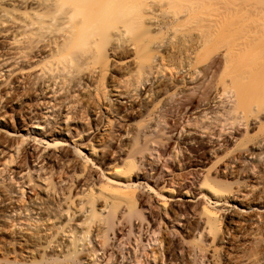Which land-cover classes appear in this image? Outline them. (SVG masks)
<instances>
[{"label":"bare ground","instance_id":"1","mask_svg":"<svg viewBox=\"0 0 264 264\" xmlns=\"http://www.w3.org/2000/svg\"><path fill=\"white\" fill-rule=\"evenodd\" d=\"M4 25L0 119L15 101L30 126L0 150V264H264V0H0Z\"/></svg>","mask_w":264,"mask_h":264},{"label":"rangeland","instance_id":"2","mask_svg":"<svg viewBox=\"0 0 264 264\" xmlns=\"http://www.w3.org/2000/svg\"><path fill=\"white\" fill-rule=\"evenodd\" d=\"M2 4V3H1ZM4 29H9V27L7 26H0V50L3 48V46H13V45H8V42H10V35H11V33L10 32H3V30ZM10 30H13V29H10ZM166 36V35H165ZM167 37V36H166ZM164 38V37H163ZM168 38V37H167ZM166 38V39H167ZM165 40V39H164ZM6 52H8V51H6ZM10 64V61L6 64V65H4L3 66V72L0 74L1 76H3L2 77V79H0V80H4V75L9 71V68H7V66ZM2 91H3V89H2V84L0 83V94H2ZM36 95H38V99L39 100H42L43 102H47L48 100H49V97H46V99H44L45 98V92L43 93V95H39L40 93H39V91H37L36 93H35ZM58 97V95L55 97V98H57ZM147 97V95L146 96H143L142 97V99H140L139 100V98H137L136 100H135V103L134 104H137V105H139V104H141L142 103V101H144V99ZM179 99V98H178ZM149 100H147V102H148ZM27 104H29V101H28V103ZM31 105H32V109L31 110H28L26 113V115L27 116H32V115H34L35 113H36V110H33V106H34V101L32 102V103H30ZM1 105H2V102L0 103V108H1ZM30 105V106H31ZM40 106H42V102H40V104H39ZM230 106V104H228V107ZM7 107L9 108L8 109V111H9V116H12L13 118L12 119H10V120H8V122H7V120H5V121H3L2 119H0V150H2V143L4 142V143H8V142H13V141H17L18 139L19 140H21V136H22V134H25V130L30 126V124H28L27 125V121H23L24 119L22 118V115H18V111H19V106L18 105H16V102L14 101L13 103H10L9 105H7ZM129 107V104L127 103L126 104V107L125 108H123V110L122 111H124V110H126V108H128ZM22 108H24V104L23 105H21V107H20V109H22ZM167 109V108H166ZM26 110V107L24 108V110L23 111H25ZM61 112V111H60ZM0 113H1V115H2V109L0 110ZM41 113H43V114H46V115H51L52 114V111L51 110H49L48 112H45L44 110L43 111H39L38 112V114L40 115ZM106 115H107V113H106ZM114 116V115H113ZM112 116V117H113ZM189 116H191V118H194L195 117V111H191V112H189L187 115H182L181 116V119L178 121V126H179V128H178V130H177V132H174L172 135H171V137H172V139L173 140H176L177 138H178V140L182 137V135L184 136L186 133H188V132H190V134H196V135H198L199 133L198 132H200L197 128H195L194 126H193V124H192V122L190 121H188L187 122V120H188V117ZM115 120V119H114ZM117 120V119H116ZM250 120H252V125L248 128V131L250 132V134L252 135L253 133H255L256 132V127H257V125H258V122H262V123H264V111H262L260 114H258L257 115V119L255 118V117H251L250 118ZM49 121L51 122V124L50 125H48L47 126V130H45V128H43V127H37V126H33V127H31V130H29L28 131V135H25V137H24V143H23V145L19 148L20 150H22L23 149V147H25V146H30V145H33V143H35L36 142V140L35 139H33V137H35L36 139H38L39 138V134H42V133H45L46 131H48L49 130V128H51V125H53L54 124V118H53V116L52 117H50L49 118ZM5 122H7V124L5 125ZM53 122V123H52ZM121 122V121H120ZM133 122V121H132ZM39 123H41V120L40 119H38L37 120V123L36 124H39ZM69 124H71V127L72 128H75V126L77 125V122L75 121V122H69ZM55 127H57L58 128V126H55ZM183 129H182V128ZM24 128V129H23ZM57 128H56V130H57ZM24 130V131H23ZM198 131V132H197ZM101 132H103V128L100 130V131H98V133L94 136V138L96 137V139H98V136L100 135V133ZM240 132H244V127H240ZM92 133V131H90L89 132V134H91ZM232 134L234 133V132H231ZM227 134V133H226ZM158 135H160V134H158ZM28 136H30V138L28 137ZM202 137V139L204 140L205 139V137H206V135H202L201 136ZM236 138H237V135H236ZM77 140V139H76ZM233 142H234V140H230V141H228L227 142V146L225 147V148H228V149H231L232 148V145H233ZM27 147V148H28ZM217 148V147H216ZM64 150H66L67 152H68V154L70 155V159H72V161H73V163H74V165H75V167L76 168H79V167H81V166H85L86 167V169L94 176V177H98L99 176V173H98V171L101 169V168H105V164L103 165V164H101V163H97V161H96V159H97V155H95V156H93L92 158H93V163H96V165H94L93 167H91V165H90V163L91 162H86L85 161V158H83V157H86V155H87V149L85 150V149H82V155L81 156H77L75 153H74V149H73V147L72 146H70V147H67V148H64ZM30 151V150H29ZM47 151V150H46ZM184 152V151H183ZM222 149H220V150H218L217 151V153H219V155L218 156H220V157H222ZM185 153V152H184ZM248 152H244V155H242L243 157H245V155L247 154ZM203 156H204V158H205V165H206V168L205 169H207L210 165H211V163H213L214 162V156L213 155H211V153L208 155L206 152L203 154ZM2 154H0V170H2V162H3V159H2ZM241 158V159H244V158ZM160 163H158V165H159ZM219 164H220V162H219ZM236 170L238 171V175H236V177L234 178V179H230V182H232V183H234L233 184V186H236L237 185V183H235L234 181H236V182H238L237 180H240V179H242L243 178V176L241 175V172L243 171V169H245V168H248V161H246V162H242V160H239V162L238 163H236ZM10 167H13V164L10 166ZM204 169V170H205ZM160 171V170H159ZM211 172L212 171H210V174H211ZM158 173H160V172H158ZM175 174H178V172H176ZM24 175H26V173H24ZM157 179V177L156 178H154V179H149V177L148 176H146V174H144L143 176H142V178L139 180V191H140V194L142 195V198L144 199V201L147 203V202H150V203H152L153 205H155V203L157 202V198H155L151 193H150V191H148V187H146V182H147V180L149 181V182H155V180ZM168 179H169V177H168ZM58 180L56 179V182H57ZM183 182H187L186 180L185 181H182V183L181 184H183ZM149 184V183H148ZM195 188H194V192H195ZM242 193H243V191H247L248 189L247 188H240L239 189ZM0 192H2V185H0ZM196 193H197V190H196ZM180 198V200H181V197H179ZM236 198V197H235ZM238 198H240V197H238ZM237 200H239V199H237ZM183 201H185V202H178V203H181V204H183V205H185V206H193V205H197L198 203H200V200H194V199H192V198H190V197H184L183 198ZM186 201H188V202H186ZM202 202H204V201H202ZM160 203H161V200H160ZM170 203V202H169ZM211 203H213L212 201H211ZM210 203V207L211 208H214V209H216L217 211L219 210V212H218V214L222 217V216H226V213H227V210H225V209H227V205H226V207H224V206H214V204H211ZM229 204H232V203H229ZM222 209V210H221ZM0 210H1V207H0ZM156 213H158V212H156ZM161 231H165L164 230V228H162L161 229ZM0 238L2 239V232L0 231ZM90 247H91V245L89 246V249H90ZM153 247H158V245L157 244H155ZM150 249H151V247H149V251H150ZM161 249H163V248H161ZM84 253H86V252H84ZM100 254L101 253H99L98 255L100 256ZM90 260L91 259H89L88 261L87 260H85V262L84 263H87V262H90Z\"/></svg>","mask_w":264,"mask_h":264}]
</instances>
